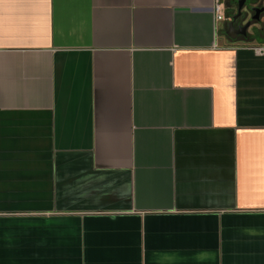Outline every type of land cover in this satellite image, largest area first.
<instances>
[{
    "label": "crops",
    "instance_id": "0c3cea01",
    "mask_svg": "<svg viewBox=\"0 0 264 264\" xmlns=\"http://www.w3.org/2000/svg\"><path fill=\"white\" fill-rule=\"evenodd\" d=\"M215 2L0 0V264H264L263 44Z\"/></svg>",
    "mask_w": 264,
    "mask_h": 264
},
{
    "label": "flooded vegetation",
    "instance_id": "af4514ba",
    "mask_svg": "<svg viewBox=\"0 0 264 264\" xmlns=\"http://www.w3.org/2000/svg\"><path fill=\"white\" fill-rule=\"evenodd\" d=\"M225 7L226 18L233 21L234 28L239 30L247 27L245 36H238L231 40L226 36L228 27L225 26V37L230 42L258 43L264 45V22L261 23L264 12L260 14L259 20H254L257 9H264L259 0H222ZM240 5L242 7L240 8ZM233 19V20H232ZM260 25V26H258Z\"/></svg>",
    "mask_w": 264,
    "mask_h": 264
},
{
    "label": "water",
    "instance_id": "95a60500",
    "mask_svg": "<svg viewBox=\"0 0 264 264\" xmlns=\"http://www.w3.org/2000/svg\"><path fill=\"white\" fill-rule=\"evenodd\" d=\"M242 7V5H240V8ZM255 12H257L256 17H254V20H259L260 18V14L262 12H264V9L261 10H256ZM233 20V19H232ZM225 24L228 27V32H226V36L231 39V40H235L238 36H245L246 35V29L247 27H243L239 30H236L234 28V23L233 21L229 20L228 18H225Z\"/></svg>",
    "mask_w": 264,
    "mask_h": 264
},
{
    "label": "built area",
    "instance_id": "2783aa9c",
    "mask_svg": "<svg viewBox=\"0 0 264 264\" xmlns=\"http://www.w3.org/2000/svg\"><path fill=\"white\" fill-rule=\"evenodd\" d=\"M214 11L216 14V21L224 22L226 18L225 7L219 0H216L215 2ZM253 51L256 55L263 56L264 55V45L255 46L253 48Z\"/></svg>",
    "mask_w": 264,
    "mask_h": 264
},
{
    "label": "rangeland",
    "instance_id": "374dc122",
    "mask_svg": "<svg viewBox=\"0 0 264 264\" xmlns=\"http://www.w3.org/2000/svg\"><path fill=\"white\" fill-rule=\"evenodd\" d=\"M222 1V0H221ZM260 1V5L262 4V6L264 7V0H259ZM264 22V16L262 17V20H261V23H263ZM258 26H260V25H258ZM255 45L256 44H259V42L258 43H254Z\"/></svg>",
    "mask_w": 264,
    "mask_h": 264
}]
</instances>
